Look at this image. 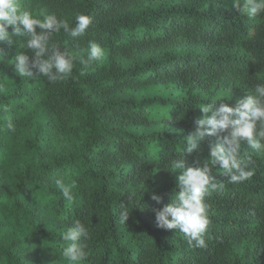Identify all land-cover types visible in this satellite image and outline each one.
I'll return each instance as SVG.
<instances>
[{"label":"trees","instance_id":"trees-1","mask_svg":"<svg viewBox=\"0 0 264 264\" xmlns=\"http://www.w3.org/2000/svg\"><path fill=\"white\" fill-rule=\"evenodd\" d=\"M18 2L35 18L90 16L82 37L53 40L74 56L95 41L104 55L83 75L77 64L74 78L50 84L18 75L23 37L0 44V106L9 108L0 110V264H68L61 233L76 218L91 233L84 264H264V156L246 144L250 179L232 184L212 169L224 186L206 199L207 247L189 248L181 233L157 226L153 211L177 190L171 159L200 167L209 158L216 137L184 152L204 115L199 106L234 107L264 82V14L249 19L233 0ZM58 178L76 181L71 203Z\"/></svg>","mask_w":264,"mask_h":264},{"label":"clouds","instance_id":"clouds-1","mask_svg":"<svg viewBox=\"0 0 264 264\" xmlns=\"http://www.w3.org/2000/svg\"><path fill=\"white\" fill-rule=\"evenodd\" d=\"M233 7L249 19L264 14V0H233ZM91 24V17L85 14H77L74 23L59 18L55 13L35 18L31 12L22 10L18 0H0V44L6 42L13 45L16 42L14 37H23V47L27 50L14 57L21 78L44 77L50 84H56L74 78L77 64L81 66L80 74L83 75L93 62L103 57L102 47L95 41H88L87 48L82 50L83 54L74 56L61 51L60 43L54 41L53 36L62 32L64 36L75 40L82 37ZM76 47L79 48L78 41ZM248 92L249 95L239 99L234 107L218 103L222 100L216 99L199 106L204 115L195 121L196 128L187 136L184 152H193L198 142L205 137H216L210 144L209 158L203 166L189 165L184 156L170 160L172 172L179 170L181 173L177 177V190L170 204L153 211L157 226L181 233L189 248L207 247L205 235L211 220L208 215L210 204L206 199L224 186L223 183L213 182V167L219 166L227 181L237 184L254 174L249 167L252 157L248 156L245 160L241 156L242 144H246L255 155L264 156V82H257L254 87L248 88ZM0 110L8 112L9 108L0 106ZM6 127L10 132L16 130L10 120ZM55 185L64 199L71 203L76 181L66 184L58 178L55 179ZM151 198L162 202V198L155 193ZM127 205L121 204L119 220L122 224H126L129 219ZM61 239L64 242L62 256L68 264H84L89 256V227L76 218L61 233Z\"/></svg>","mask_w":264,"mask_h":264}]
</instances>
